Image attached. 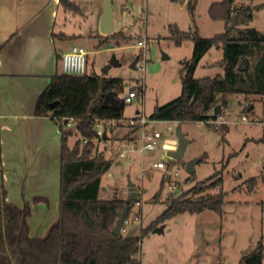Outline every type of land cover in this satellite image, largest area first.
I'll return each instance as SVG.
<instances>
[{
  "label": "rangeland",
  "instance_id": "obj_1",
  "mask_svg": "<svg viewBox=\"0 0 264 264\" xmlns=\"http://www.w3.org/2000/svg\"><path fill=\"white\" fill-rule=\"evenodd\" d=\"M71 1L82 8L81 13L59 12L56 30L80 33L82 37L58 39L57 44L61 48L73 43L84 47L87 51L86 73L121 78L123 90L118 98H124L130 89L143 85L142 94L124 107L125 124L108 130V137L98 142V149L112 160L111 167L102 176L100 196L129 197L128 177L140 188L139 204L136 201L132 203L127 217L125 215L121 234L139 235L140 229L150 224L165 208L163 201L168 196L179 195L196 182L219 173L225 204L214 226L218 234L215 239L202 234L204 229L210 228L206 224L208 221H204L197 223L198 236H201V242L203 237L209 244H216L219 264H238L240 258L264 236V96L231 95L227 107L215 119L211 110V118L205 121L148 119L154 106L180 94L179 70L192 53V41L187 39L179 45L175 44L170 38L168 25L174 23L184 31L195 29L203 37L220 33L224 30V21L212 20L208 7L212 2L221 0H194L192 12L188 7L190 0H111L114 30L122 31L130 38L119 41V44L113 40L101 47L96 46L97 37L88 36L100 32L99 23L96 26V15L100 8L103 10L104 0ZM261 3L264 0H232L231 5L254 6ZM249 26L264 33V7L253 10ZM83 35L86 37L83 38ZM144 39L143 47L139 41ZM135 56H138L142 68L138 65L130 67ZM221 58V47L212 46L199 60L194 77L222 74L223 67L212 64ZM110 62L104 73L103 68ZM139 113L147 118L145 129L156 130L161 136L152 150L125 151L123 136L131 131L127 121L139 116ZM177 129L188 141L181 159L166 154L167 150L177 146ZM74 138V135L69 137V143ZM123 152L125 156L121 159L119 156ZM195 159L199 161L194 164V171L189 173L186 164ZM157 161H162L164 167L152 165ZM250 177L257 180L253 191L248 190L247 180ZM161 180L160 199L152 200ZM169 185H174V188L170 189ZM199 215L182 212L159 223L156 227H161V231L154 232L152 229L147 232L140 240L139 264H188L193 249L195 220L210 218ZM262 243L264 246V237Z\"/></svg>",
  "mask_w": 264,
  "mask_h": 264
},
{
  "label": "trees",
  "instance_id": "obj_2",
  "mask_svg": "<svg viewBox=\"0 0 264 264\" xmlns=\"http://www.w3.org/2000/svg\"><path fill=\"white\" fill-rule=\"evenodd\" d=\"M231 3L232 0H221L209 5V17L224 21V30L213 36H200L195 29L184 31L174 23L168 25L170 38L175 44L187 39L192 41V53L179 70L180 94L154 106L148 119L205 121L211 118L209 112L216 104L221 105V111L224 110L231 95L264 96V33L249 26L253 10L264 7V3L254 6H232ZM59 4L73 13L82 11L71 0H59ZM193 4L194 0H190L191 12ZM57 35L69 38L64 33ZM96 37L97 47L110 39L119 44V41L130 38L115 30ZM212 46L222 49V58L212 64L222 66L224 72L213 77L195 78L199 60ZM59 59L61 61V56ZM109 90L118 98L123 90L122 79L86 72L68 74L60 68L37 97L35 114L49 115L61 132L59 217L43 236H32L27 220L30 206L5 201L0 161V264H139L141 238L165 219L182 212L211 210L219 215L222 213L225 192L221 187L222 177L215 173L179 195L168 196L163 201L165 208L150 224L140 229L139 235H116L111 231L117 214L131 201L129 197H99L101 178L111 167L112 160L98 149V142L103 138H96L94 121L97 117L123 119L126 105L123 98H118L117 105L104 103L103 95ZM138 128L137 125L131 126L126 138L133 140L132 135ZM73 135L76 138L69 145L68 139ZM247 182L248 190L253 191L256 177L248 178ZM162 186L163 180L152 200L160 199ZM215 188H218L216 192H209ZM263 237L240 258L238 264H262Z\"/></svg>",
  "mask_w": 264,
  "mask_h": 264
},
{
  "label": "crops",
  "instance_id": "obj_3",
  "mask_svg": "<svg viewBox=\"0 0 264 264\" xmlns=\"http://www.w3.org/2000/svg\"><path fill=\"white\" fill-rule=\"evenodd\" d=\"M59 12H68L59 0H0V161L4 198L18 206H30V234L38 237L59 217L61 132L49 115L35 114V104L50 77L60 70L62 53L73 45L80 46L73 43L61 48L57 40L67 38L57 34L82 37L80 33L56 30ZM101 13L102 8L96 15V26ZM98 35L104 34L88 37L96 39ZM123 137L125 148L128 138ZM74 140L69 143L68 139V144ZM135 186L138 197L140 188ZM197 213L210 218L195 220L188 264H219L216 244H209L203 237L201 242L198 236V224L208 221L210 228L201 233L215 239L219 214L211 210Z\"/></svg>",
  "mask_w": 264,
  "mask_h": 264
},
{
  "label": "built area",
  "instance_id": "obj_4",
  "mask_svg": "<svg viewBox=\"0 0 264 264\" xmlns=\"http://www.w3.org/2000/svg\"><path fill=\"white\" fill-rule=\"evenodd\" d=\"M139 45L145 46V39L139 41ZM86 49L82 46L73 45L67 51L63 52L61 55V69L63 72L68 74H83L86 72ZM138 65L142 68V65L139 64V59H137L135 66ZM143 85L139 87H134L130 89L127 94L124 96V102H131L134 97H137L139 94H142ZM220 117V116H219ZM244 118V117H242ZM216 121V120H214ZM129 126L137 125L138 134L133 140H128L125 144L126 150H138L143 152L144 150H152L156 147L158 139L161 134L156 130H146L145 124L147 123V118L139 113V116L130 118L127 121ZM125 121L123 119H102L97 117L94 121V130L96 138L99 139L103 134L107 133L108 130L113 129L115 126L124 125ZM125 156L124 152L120 153V158L122 159ZM155 167L162 168L164 163L162 161H157L152 164ZM170 189L174 188V185H169ZM137 204L139 201L136 200ZM126 219V218H125ZM124 219V221H125ZM123 221V223H124Z\"/></svg>",
  "mask_w": 264,
  "mask_h": 264
},
{
  "label": "water",
  "instance_id": "obj_5",
  "mask_svg": "<svg viewBox=\"0 0 264 264\" xmlns=\"http://www.w3.org/2000/svg\"><path fill=\"white\" fill-rule=\"evenodd\" d=\"M99 31L101 34H108L114 31V23H113V9L111 5V0H104V5H103V10L100 15L99 19ZM138 59V56H135L130 63V67L134 68L135 63ZM110 62L108 65H106L103 68V72L106 73V70L109 68ZM104 103H109L111 105H117L119 103V99L116 97V94L114 91L109 90L104 93L103 98H102ZM213 116L218 115L221 112V105L216 104L212 108ZM64 122L66 123L67 120L65 119ZM105 134H103L102 138L105 139ZM176 137H177V146L175 149L172 150H167L166 154L169 157L175 158V159H181L183 157L186 145H187V140L185 139L184 135L181 133L179 129L176 131ZM199 161V159L192 160L186 164V169L189 173H192L194 171V164ZM127 188H128V196L131 201L130 204L124 205L121 211L117 214L116 221L114 225L111 228V231L116 234V235H121V229L123 225V221L125 219L126 212L129 210L131 207L132 203L137 200V189L133 181L128 177L127 178ZM161 227H155L153 228L154 232L161 231Z\"/></svg>",
  "mask_w": 264,
  "mask_h": 264
}]
</instances>
